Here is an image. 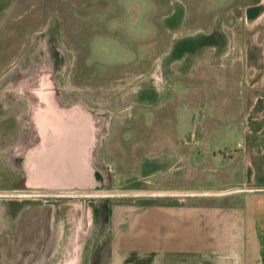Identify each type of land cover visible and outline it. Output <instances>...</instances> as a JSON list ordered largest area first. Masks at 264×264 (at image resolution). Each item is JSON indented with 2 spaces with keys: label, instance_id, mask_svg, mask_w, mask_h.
<instances>
[{
  "label": "rangeland",
  "instance_id": "obj_1",
  "mask_svg": "<svg viewBox=\"0 0 264 264\" xmlns=\"http://www.w3.org/2000/svg\"><path fill=\"white\" fill-rule=\"evenodd\" d=\"M33 2L0 31V264H188L177 238L166 261L157 209L186 215L264 188V96L248 103L250 84L264 95V41L229 37V55L189 78L169 66L174 43L188 48L191 29L225 10L234 20L233 3Z\"/></svg>",
  "mask_w": 264,
  "mask_h": 264
},
{
  "label": "crops",
  "instance_id": "obj_2",
  "mask_svg": "<svg viewBox=\"0 0 264 264\" xmlns=\"http://www.w3.org/2000/svg\"><path fill=\"white\" fill-rule=\"evenodd\" d=\"M189 2L212 3L210 4L211 8L214 6L219 8L225 4L227 6V3H233V6L239 7L240 14L228 22V12L225 10L223 15L217 16L218 20L213 17L212 20L205 21L206 25L200 24L193 30L191 29V32L188 33L190 36L187 37L190 41L188 48L180 45L176 47L177 42L174 43L176 56L169 64L172 70L187 71L190 73L189 78L194 72H205V63L214 56L218 58L229 55L226 53L227 48L225 49L229 37L235 41V46L239 44L243 34H251L254 39L264 41V0H189ZM20 3L34 2L33 0H0V31ZM257 8L258 10H256ZM248 9L253 12L252 15L248 14ZM176 31H180V28H177ZM181 36L184 34H179L177 38L180 40ZM202 42L204 44H201ZM205 44H208L210 48L213 46L216 53L209 47L207 49L202 47ZM170 54L172 57L174 56L173 53ZM185 56H188V65L186 68H180ZM250 87L252 93L255 88L257 94L253 97L248 95V103H253L258 95L264 96L258 94L259 84H250ZM0 104L1 122L7 113H4L3 110L6 103L1 101ZM16 109L15 120L18 124V102ZM11 113L13 116L14 111ZM11 122V127H14V117H11ZM1 125L3 126L2 123ZM2 133L3 130L0 127V136ZM87 134L88 137L91 136L90 128L87 130ZM16 135L18 136V134ZM60 142L61 145L64 144L62 141ZM50 148L49 145L43 146L44 152L41 154H44L43 156L36 154V150L33 153V167H35V172L42 176H45L46 172L50 173L51 170L45 166L46 159H51V155L45 156L46 149L50 152ZM39 161H42L43 164H37V167L35 163ZM60 172L63 174L65 170H60ZM81 179V185H91L95 182V175L87 165L82 171ZM236 196L233 204H190L187 206L186 215H184V209L179 206L169 205L166 209L163 207L161 211L157 209V232L162 241H166L162 242V249L167 253L166 261H173L174 241L177 238L182 240L185 245L178 250L182 249L181 252L187 250L188 264H264V188L237 193Z\"/></svg>",
  "mask_w": 264,
  "mask_h": 264
},
{
  "label": "bare ground",
  "instance_id": "obj_3",
  "mask_svg": "<svg viewBox=\"0 0 264 264\" xmlns=\"http://www.w3.org/2000/svg\"><path fill=\"white\" fill-rule=\"evenodd\" d=\"M34 68V67H33ZM28 76V75H27ZM32 77V76H31ZM27 78V77H26ZM25 79V78H24ZM61 87V86H60ZM41 96H42V94H41ZM47 97H48V94H47ZM50 97H48V105L50 106V107H52L53 109L55 108V107H53V103H52V101H50V99H49ZM81 98V97H80ZM44 99H45V97H44ZM69 99V98H68ZM46 100H47V98H46ZM70 101V100H69ZM84 101V100H83ZM86 102V101H85ZM45 104H46V102L43 104L42 102L40 103V106L41 107H44L45 106ZM93 109V108H92ZM39 112V111H38ZM43 112V117L45 118V115H44V111H42ZM41 116V115H40ZM42 118V117H41ZM65 119H68V118H66V117H64ZM67 121H69V122H73L74 121V119H68ZM55 124H57L56 122H54V121H52V125L54 126ZM15 147V146H14ZM18 147V146H17ZM22 147V146H21ZM71 147H72V145H71ZM18 149V148H17ZM72 158V156L70 155V159ZM28 163H29V160L27 159V161H25V163H24V166L26 167H29L28 166ZM27 167H26V169H27ZM72 169V168H71ZM29 172V171H28ZM30 175V174H29ZM28 182H31V179H30V177L28 176ZM76 210H77V208H76Z\"/></svg>",
  "mask_w": 264,
  "mask_h": 264
},
{
  "label": "flooded vegetation",
  "instance_id": "obj_4",
  "mask_svg": "<svg viewBox=\"0 0 264 264\" xmlns=\"http://www.w3.org/2000/svg\"><path fill=\"white\" fill-rule=\"evenodd\" d=\"M37 117H39L38 114H37ZM40 118H41V116H40ZM38 119H39V118H37V120H38ZM69 140H70V139H69ZM71 141H72V140H71ZM71 170H72V169H71Z\"/></svg>",
  "mask_w": 264,
  "mask_h": 264
}]
</instances>
